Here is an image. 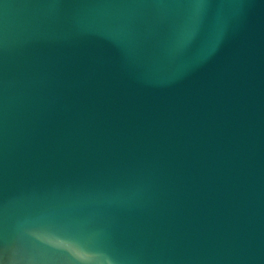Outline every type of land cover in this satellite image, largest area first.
I'll use <instances>...</instances> for the list:
<instances>
[{"label": "water", "instance_id": "water-1", "mask_svg": "<svg viewBox=\"0 0 264 264\" xmlns=\"http://www.w3.org/2000/svg\"><path fill=\"white\" fill-rule=\"evenodd\" d=\"M0 264H264V0H0Z\"/></svg>", "mask_w": 264, "mask_h": 264}]
</instances>
